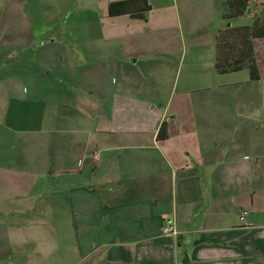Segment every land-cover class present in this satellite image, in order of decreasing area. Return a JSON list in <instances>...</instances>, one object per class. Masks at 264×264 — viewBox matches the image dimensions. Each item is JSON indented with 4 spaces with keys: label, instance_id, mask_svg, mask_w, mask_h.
<instances>
[{
    "label": "crops",
    "instance_id": "crops-1",
    "mask_svg": "<svg viewBox=\"0 0 264 264\" xmlns=\"http://www.w3.org/2000/svg\"><path fill=\"white\" fill-rule=\"evenodd\" d=\"M117 1L0 0V264H264V37L219 74L226 0Z\"/></svg>",
    "mask_w": 264,
    "mask_h": 264
},
{
    "label": "trees",
    "instance_id": "trees-1",
    "mask_svg": "<svg viewBox=\"0 0 264 264\" xmlns=\"http://www.w3.org/2000/svg\"><path fill=\"white\" fill-rule=\"evenodd\" d=\"M229 9L227 18L243 16L250 11L252 13V23L250 25L236 28H226L215 38L214 70L216 73H227L248 69L250 79H259L258 69L254 57L252 40L264 37V11H253L249 0H226ZM149 10L145 0H123L109 3L107 13L109 16L128 14L134 18L146 19V12ZM224 34H229L230 38H235L240 42L241 48L237 50V57L228 59L229 53L233 50L230 42H223ZM167 136L165 126L162 125L157 134V139H165Z\"/></svg>",
    "mask_w": 264,
    "mask_h": 264
},
{
    "label": "rangeland",
    "instance_id": "rangeland-1",
    "mask_svg": "<svg viewBox=\"0 0 264 264\" xmlns=\"http://www.w3.org/2000/svg\"><path fill=\"white\" fill-rule=\"evenodd\" d=\"M256 11L257 12L264 11V8L259 7V8L256 9ZM246 14H247V12L244 13L243 16H245ZM239 17H242V15L239 16ZM237 18L238 17H234V18L228 20L227 23H226V25H228L227 28H236V27H238V26H234L235 23H237V22H242V23H245L246 22L244 19H241V20L237 21ZM64 20L65 19H63V21ZM70 22H71V19L65 20L64 25L65 26H70L71 25ZM233 23H234V25H233ZM247 23H249V25H250L251 20L247 21ZM221 38H223V42H230V43L234 44L233 45L232 52L229 53V55H228V59H232L234 57L236 58L237 57V50L238 49L240 50V48H241L240 42L238 40H236L235 38H230L229 37V34H224L223 36H221ZM47 79L50 80L51 77H47ZM58 226L60 227L61 226V223H59ZM62 240H61V243H59V245H58V248H59V251L60 252H62V250L66 249V248H69L70 249L71 248L70 246L72 245L70 239L67 240V233H66V230L65 229L63 231V238H62ZM69 252L70 253L72 252L71 249H70ZM71 261H73V258H69V259L64 260L62 264H67V263H70Z\"/></svg>",
    "mask_w": 264,
    "mask_h": 264
},
{
    "label": "built area",
    "instance_id": "built-area-1",
    "mask_svg": "<svg viewBox=\"0 0 264 264\" xmlns=\"http://www.w3.org/2000/svg\"><path fill=\"white\" fill-rule=\"evenodd\" d=\"M251 0H249L250 3ZM92 160L97 161L99 159V154L98 152H94L91 156ZM247 211L246 210H241L238 214V218L240 221H243L247 215ZM164 233H169V234H176V231L174 229L173 226H168L167 228L164 229Z\"/></svg>",
    "mask_w": 264,
    "mask_h": 264
},
{
    "label": "water",
    "instance_id": "water-1",
    "mask_svg": "<svg viewBox=\"0 0 264 264\" xmlns=\"http://www.w3.org/2000/svg\"><path fill=\"white\" fill-rule=\"evenodd\" d=\"M248 12H249V10H248Z\"/></svg>",
    "mask_w": 264,
    "mask_h": 264
}]
</instances>
